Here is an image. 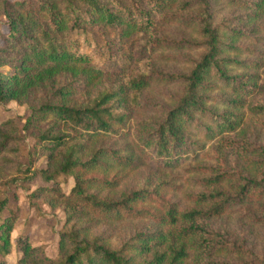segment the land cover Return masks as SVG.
<instances>
[{
    "label": "trees",
    "instance_id": "1",
    "mask_svg": "<svg viewBox=\"0 0 264 264\" xmlns=\"http://www.w3.org/2000/svg\"><path fill=\"white\" fill-rule=\"evenodd\" d=\"M219 1L0 0V106L12 99L27 106L25 116L0 121V161L12 167L8 182L54 183L27 197L34 204L44 197L64 213L57 256L24 231L9 262L19 205L0 190V264H264L211 225L232 208L262 218L250 203L264 199V145L242 142L245 164L234 172L190 165L207 141L225 150L248 115L264 128L256 99L264 95V0H223L237 10L227 21L217 17ZM102 32L114 38L108 53L97 47ZM155 53L187 55L181 61L189 67L157 68ZM171 82L180 92L161 115L133 119L146 110L147 88ZM132 127L135 137L117 144ZM187 162L196 188L182 193L183 205L164 190L176 186L172 170ZM62 175L74 180L67 193L55 183ZM92 219L146 224L112 245L93 232Z\"/></svg>",
    "mask_w": 264,
    "mask_h": 264
},
{
    "label": "rangeland",
    "instance_id": "2",
    "mask_svg": "<svg viewBox=\"0 0 264 264\" xmlns=\"http://www.w3.org/2000/svg\"><path fill=\"white\" fill-rule=\"evenodd\" d=\"M216 12L219 19H224L227 21L230 17L236 15L237 10L234 7H231L225 3V1L220 0L216 3ZM264 23V22H263ZM2 31L6 30V25L2 26ZM180 32V28L173 27L172 36L177 37V33ZM262 35L261 44H264V30L260 31ZM83 37H88L84 35ZM108 39L112 41L114 38L111 36H106L104 32L99 35L98 46L100 49H103L105 52H109V42ZM3 42V37L0 36V44ZM113 50H116V47H113ZM158 54L169 53L158 51ZM154 54L153 64L157 68H163L168 70H186L189 67V64L185 61V55L179 59L164 60L159 58ZM188 55L196 54V51L187 52ZM104 59V58H103ZM7 68V66H5ZM179 83H153L149 88H147L141 95L140 100L143 103L144 111H134L133 119L145 118L147 116H159L167 107H169L172 101L179 95L180 92ZM259 98V102L264 103V95H259L256 99ZM21 114L25 116L27 113V106L16 100H10L7 103H4L0 106V121L4 120L9 116L15 114ZM134 121V120H133ZM132 134L127 138H124L117 142V144L125 145L129 143L134 136V128L131 129ZM232 143L230 145H224V149H219L221 147L216 143V140L207 141L205 144L207 147L205 152L199 158L197 162H190V165L199 163H211L218 166L219 168L227 169L229 172H234L241 168L244 163V155H239L237 150L239 145H247V142L252 145H264V128L261 126L260 122L256 120L255 117L247 116V119L243 127L235 133L231 134ZM28 143H31V139L28 138ZM257 147V146H256ZM222 157H225L223 159ZM225 163V166L222 164H217V162ZM43 164V157L38 159L36 166ZM188 162L185 166L179 167L172 170V182L176 185L169 189L164 190L165 195L173 197V199L179 200L183 205L187 204L188 201L183 196L184 191H188L190 188H196L191 186V178L196 176L195 173H192L188 170ZM146 170H151V164L144 165ZM12 167L2 163L0 161V190L3 194L12 195L15 194L13 199L19 205L18 219L14 224V229L11 232V251L6 256V260L9 262L16 261L18 257V251L15 249V238L20 233L27 231L30 242L33 245H40L43 247L45 253L50 257H55L58 254V230L63 225L64 213L61 210V207L56 205L55 207H50L45 202L44 197L38 198L34 203H31L27 197V193L35 188L37 185H48L51 186L54 183L51 181L45 182L41 178L36 180V183H29L28 187L23 184H18L17 182H8V179L12 175ZM132 183V179L130 180ZM56 185L59 187L61 192L67 193L72 187L74 180L71 176H59L55 181ZM27 185V184H26ZM181 188L178 189V186ZM48 195H53V193H46ZM261 202V204H259ZM250 210H253L257 215L258 212H261L260 220L254 218L255 215H250L247 217H242L238 212L232 211L225 213L216 219L211 221V225L219 229L220 232L225 236L229 242L239 243L247 250L249 253L264 257V199L260 201L254 200L250 203ZM259 204V205H258ZM256 219V220H253ZM93 222V232L103 233L109 237V241L112 245L118 243L119 240L129 236L138 228H141L146 223L140 219H127L120 222L106 221L103 219H92ZM252 254L250 256H252Z\"/></svg>",
    "mask_w": 264,
    "mask_h": 264
}]
</instances>
